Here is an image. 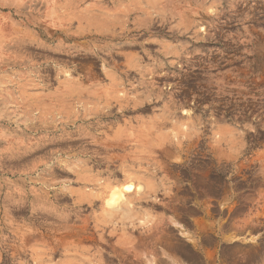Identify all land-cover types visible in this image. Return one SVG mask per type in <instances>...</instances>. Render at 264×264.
<instances>
[{"label":"rangeland","instance_id":"obj_1","mask_svg":"<svg viewBox=\"0 0 264 264\" xmlns=\"http://www.w3.org/2000/svg\"><path fill=\"white\" fill-rule=\"evenodd\" d=\"M0 264H264V0H0Z\"/></svg>","mask_w":264,"mask_h":264},{"label":"bare ground","instance_id":"obj_2","mask_svg":"<svg viewBox=\"0 0 264 264\" xmlns=\"http://www.w3.org/2000/svg\"><path fill=\"white\" fill-rule=\"evenodd\" d=\"M118 115V114H117ZM118 129V128H117ZM128 129V128H127ZM129 132V131H128ZM84 133V132H83ZM87 135V134H85ZM131 137V134H129ZM148 135V134H147ZM124 136V135H123ZM119 139V138H118ZM121 139V138H120ZM123 139V138H122ZM124 141V140H123ZM60 143V142H59ZM106 144V143H105ZM115 145V143L113 144ZM121 148V147H120ZM126 171V170H125ZM114 184V183H113ZM142 189V186L140 185H135L131 180L129 182H125L121 185L114 186L110 188L107 192V196L104 201L105 207L108 209H113L115 208L120 201L124 198L125 194H131V193H140ZM129 207V205H128ZM123 208V207H122ZM126 211V208H125ZM105 213V212H104ZM119 213V212H117ZM111 215V214H108Z\"/></svg>","mask_w":264,"mask_h":264}]
</instances>
